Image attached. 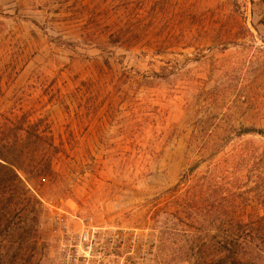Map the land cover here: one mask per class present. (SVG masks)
<instances>
[{"label":"rangeland","instance_id":"374dc122","mask_svg":"<svg viewBox=\"0 0 264 264\" xmlns=\"http://www.w3.org/2000/svg\"><path fill=\"white\" fill-rule=\"evenodd\" d=\"M15 117L60 153L1 264H198L230 218L264 264V0H0Z\"/></svg>","mask_w":264,"mask_h":264},{"label":"trees","instance_id":"16d2710c","mask_svg":"<svg viewBox=\"0 0 264 264\" xmlns=\"http://www.w3.org/2000/svg\"><path fill=\"white\" fill-rule=\"evenodd\" d=\"M44 138V132L35 123L24 122L16 117L11 118L10 122L0 123V236L5 235L10 240L15 235L20 238L23 234L30 236L32 232L35 233L36 229L25 224L30 221L36 226L44 209L42 202L25 184L57 176L53 166L58 161L60 150L52 146V154L46 153L42 146ZM243 228L244 223L240 218H230L226 237H216L213 251L207 257H202L198 264H255V258H251L244 250ZM247 237L253 252L256 248V231ZM22 257L15 254L13 261L20 262ZM1 261L2 256L0 264Z\"/></svg>","mask_w":264,"mask_h":264},{"label":"built area","instance_id":"2783aa9c","mask_svg":"<svg viewBox=\"0 0 264 264\" xmlns=\"http://www.w3.org/2000/svg\"><path fill=\"white\" fill-rule=\"evenodd\" d=\"M99 233V230H92V229H87L82 231L78 237H77V241L80 244H87L90 239H94V237Z\"/></svg>","mask_w":264,"mask_h":264}]
</instances>
